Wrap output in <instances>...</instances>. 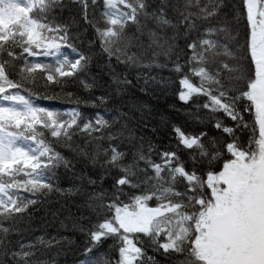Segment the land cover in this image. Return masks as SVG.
Here are the masks:
<instances>
[{
	"label": "snow or ice",
	"instance_id": "snow-or-ice-1",
	"mask_svg": "<svg viewBox=\"0 0 264 264\" xmlns=\"http://www.w3.org/2000/svg\"><path fill=\"white\" fill-rule=\"evenodd\" d=\"M69 252L264 264V0H0V264Z\"/></svg>",
	"mask_w": 264,
	"mask_h": 264
},
{
	"label": "trees",
	"instance_id": "trees-1",
	"mask_svg": "<svg viewBox=\"0 0 264 264\" xmlns=\"http://www.w3.org/2000/svg\"><path fill=\"white\" fill-rule=\"evenodd\" d=\"M164 75H167V73L165 72ZM165 102V97L163 95L160 96V104L161 106L164 105ZM169 102H171V97L169 94ZM63 170H61L62 172ZM62 187H68L67 183H63L61 185ZM60 264H65V262L67 261V264H72V261L75 259V257L73 256V254L71 252L67 253L66 255L64 253H62L59 257H58Z\"/></svg>",
	"mask_w": 264,
	"mask_h": 264
}]
</instances>
